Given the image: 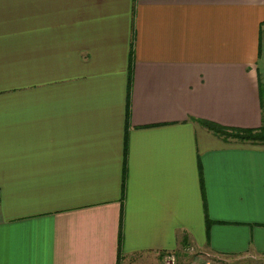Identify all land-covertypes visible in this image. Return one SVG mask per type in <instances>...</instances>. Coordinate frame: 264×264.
I'll use <instances>...</instances> for the list:
<instances>
[{"label":"crops","instance_id":"0c3cea01","mask_svg":"<svg viewBox=\"0 0 264 264\" xmlns=\"http://www.w3.org/2000/svg\"><path fill=\"white\" fill-rule=\"evenodd\" d=\"M260 82L264 0H0V264L264 257Z\"/></svg>","mask_w":264,"mask_h":264},{"label":"rangeland","instance_id":"374dc122","mask_svg":"<svg viewBox=\"0 0 264 264\" xmlns=\"http://www.w3.org/2000/svg\"><path fill=\"white\" fill-rule=\"evenodd\" d=\"M147 258L140 257L138 261L144 260L147 263ZM165 260L172 264H264V257L258 255L245 254L240 257L236 256H222L211 254L206 250L195 248L194 246L179 245L170 255L165 256ZM140 263L135 262V258L131 264Z\"/></svg>","mask_w":264,"mask_h":264},{"label":"trees","instance_id":"16d2710c","mask_svg":"<svg viewBox=\"0 0 264 264\" xmlns=\"http://www.w3.org/2000/svg\"><path fill=\"white\" fill-rule=\"evenodd\" d=\"M260 94V109L261 120L260 124L255 127H239V126H227L217 122L204 119L195 118V120L213 134L222 138L223 140L236 139L242 141H249L254 143H264V82H260L259 85ZM120 232L118 228L117 234V247L119 246Z\"/></svg>","mask_w":264,"mask_h":264},{"label":"built area","instance_id":"2783aa9c","mask_svg":"<svg viewBox=\"0 0 264 264\" xmlns=\"http://www.w3.org/2000/svg\"><path fill=\"white\" fill-rule=\"evenodd\" d=\"M167 262H168V260L164 261L163 264H172L170 261H169V263H167Z\"/></svg>","mask_w":264,"mask_h":264},{"label":"water","instance_id":"95a60500","mask_svg":"<svg viewBox=\"0 0 264 264\" xmlns=\"http://www.w3.org/2000/svg\"><path fill=\"white\" fill-rule=\"evenodd\" d=\"M167 263H169V261Z\"/></svg>","mask_w":264,"mask_h":264}]
</instances>
